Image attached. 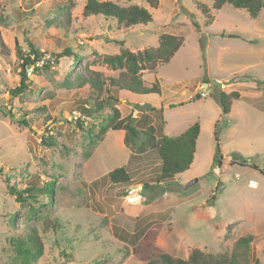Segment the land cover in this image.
<instances>
[{
  "label": "rangeland",
  "instance_id": "374dc122",
  "mask_svg": "<svg viewBox=\"0 0 264 264\" xmlns=\"http://www.w3.org/2000/svg\"><path fill=\"white\" fill-rule=\"evenodd\" d=\"M86 1H76L67 32L57 23L54 0H0L8 18L0 27L7 46L0 49V264L19 263L11 241L32 228L45 243L44 255L34 264H142L125 248L146 234L154 237L157 250L184 259L196 248L233 252L240 237L252 235L251 264L256 257L264 264V9L251 19L231 5L217 11L213 0H157V8L145 0H100L152 13L151 23L122 29L104 17L85 18ZM198 3L211 9L209 25ZM162 34L185 41L169 63L143 74L147 86L159 83L161 96L123 93L118 107L123 117L146 119L143 128L154 126L157 136L161 130L179 136L199 121L194 163L173 182L157 186L158 152L150 151L142 160L145 167L132 162V186H114L106 178L89 185L86 142L73 122L79 114L75 100L82 95L69 85L86 64L118 78L119 72L100 57L118 53L120 40L134 52L157 47ZM29 42L41 53L39 70L31 68L28 90L14 97L11 91L21 81L18 47L28 53ZM67 47L80 56L76 64L69 57L57 62L55 55ZM218 91L240 93L230 115L222 114ZM161 105L169 106L165 125L158 110H148ZM51 138L74 145V153L48 148L44 141ZM111 143L114 138L101 148L95 162L102 159L100 167L118 162L114 147L108 149ZM243 160L246 166L240 165ZM6 179L22 191L34 180V198L24 206L16 203ZM47 184H54L52 202L39 192ZM145 184L154 186L133 189ZM130 192H139L141 202L127 203Z\"/></svg>",
  "mask_w": 264,
  "mask_h": 264
},
{
  "label": "trees",
  "instance_id": "16d2710c",
  "mask_svg": "<svg viewBox=\"0 0 264 264\" xmlns=\"http://www.w3.org/2000/svg\"><path fill=\"white\" fill-rule=\"evenodd\" d=\"M77 0H54V13L56 20L61 28L67 32L72 27V10L77 5ZM152 8L158 7L157 0H145ZM225 5H231L237 9L246 10L251 19H257L264 9V0H213L212 8L219 11ZM198 9L208 17L210 24L211 9L205 4L198 3ZM83 16L104 17L115 23V26L122 29L145 26L153 21L152 13L145 7L131 5L121 7L112 1L87 0L83 9ZM8 24L7 14L0 3V27ZM198 29V28H197ZM183 36L172 34H162L159 38L157 47L132 51L125 46L124 41L117 43L120 45L119 52L116 54H106L100 57L103 65H106L112 71L119 72V77L104 76L102 72L91 69L89 64L84 66L83 71L75 74L73 81L70 83V89H76L82 96L77 97V112L81 115L73 120L76 126L82 131L84 141V160L88 161L101 142L111 130H124V144L132 152L133 160L124 167L112 170L106 178L114 186H130L132 183L129 168L138 155H145L150 151H157V158L160 165L156 169L157 184L163 182H173L175 178L187 172L194 162L197 151V141L201 133V124L197 121L179 136L171 137L166 135L163 130L157 136V129L152 125H145L146 119L137 120L132 116L123 117L118 105L123 93H132L136 95H160L161 87L157 81L147 86L143 80L144 72L155 73L159 65L169 63L175 54L184 44ZM30 50L28 53L18 47L17 55L21 61V81L19 87L12 90L13 96H19L28 90L27 73L30 68L38 72L37 63L41 53L31 42L28 43ZM0 49L7 50L1 29H0ZM62 57L73 58L75 64L80 60V56L74 52L73 48L67 47L57 53L55 58L58 60ZM50 66V64H49ZM48 65L45 67L49 68ZM241 95L238 91L226 93L218 91V101L223 115H230L235 101H239ZM148 110L161 114L160 122L165 125L163 117L164 108L148 107ZM151 121V119H149ZM28 126L27 121L22 122ZM217 126V123L215 124ZM50 138V137H49ZM48 148L61 146L68 154H73L74 145H59L55 138L44 141ZM221 154H219L220 156ZM240 165L246 166V161H241ZM221 164V162H219ZM235 164V163H234ZM257 169L256 166L251 165ZM8 195L15 199L16 203L21 206L27 204L29 198H34L32 193L37 191V184L33 180L30 189L19 190L5 180ZM152 189V185L145 184L143 189ZM142 189V190H143ZM39 192L48 196L52 202L54 184H47L39 189ZM36 213V212H35ZM254 236L246 235L240 237L235 244L233 252L221 251L218 253L205 252L200 249H193L187 258L175 257L169 253L159 251L154 246V237L146 234L141 238L134 247L126 245L125 252L138 258L142 264H251L252 243ZM11 246L15 256L19 259L18 264H34L45 252V243L43 242L40 232L32 228L22 235H19L11 241ZM256 264H260L256 261Z\"/></svg>",
  "mask_w": 264,
  "mask_h": 264
},
{
  "label": "crops",
  "instance_id": "0c3cea01",
  "mask_svg": "<svg viewBox=\"0 0 264 264\" xmlns=\"http://www.w3.org/2000/svg\"><path fill=\"white\" fill-rule=\"evenodd\" d=\"M131 96H135V97H138L140 95H136V94H132V93H127ZM142 97L143 96H153V95H141ZM161 107L164 108H168L166 105H161ZM166 135H168L167 133H165ZM110 138H114V141L115 143H111V147L109 146L108 149H118V152H116L115 150H112V152L114 153H117L116 154V157L119 156V159H118V162L115 166L111 167V168H108L107 165L104 166V167H100L102 165V159L99 160V162L95 163L96 160L98 159L97 157L100 158V151H101V148L106 145L107 142H109V139ZM124 138H125V131L124 130H111L107 133V136L105 138V140L103 142H101L99 144V146L97 147V149L95 150L94 154L92 155V157L87 161L86 165H85V175H87V178L86 180L88 181L87 183L89 185H94L96 184L97 182L101 181V180H104L106 178V176L108 175V173H110L112 170L116 169V168H120V167H124V166H127L132 160H133V157L131 158L132 156V152L129 148H127L124 144ZM119 142V143H118ZM150 153H147L145 155H138L134 161H136V163H134L136 166H141L142 168L145 167L144 166V161L142 162L143 158L146 157V155H148ZM159 160V159H158ZM195 160V159H194ZM194 163V162H193ZM97 166H96V165ZM158 166L160 165V160H159V163L157 164ZM193 165V164H192ZM191 165V167H192ZM132 170V171H131ZM190 170V169H189ZM188 170V171H189ZM187 171V172H188ZM185 172V173H187ZM129 173H133V164L130 166L129 168ZM184 173V174H185ZM182 174V175H184ZM134 175V174H133ZM182 175H180L179 177H181ZM107 179V178H106ZM132 181H134V179L132 178ZM156 185L157 186H162L164 185L163 182L157 184L156 182ZM155 185V186H156ZM132 186V185H131ZM144 186V185H143ZM143 186H141V190L143 189ZM154 186V185H152ZM130 187V186H129ZM138 187V186H137ZM256 251L254 250V255ZM260 263V259L258 257H256Z\"/></svg>",
  "mask_w": 264,
  "mask_h": 264
},
{
  "label": "built area",
  "instance_id": "2783aa9c",
  "mask_svg": "<svg viewBox=\"0 0 264 264\" xmlns=\"http://www.w3.org/2000/svg\"><path fill=\"white\" fill-rule=\"evenodd\" d=\"M31 68L28 70V73H31ZM80 114L75 113L74 118L80 117ZM142 200L141 195L139 194V192H130L127 196H126V202L129 204H136V203H140Z\"/></svg>",
  "mask_w": 264,
  "mask_h": 264
},
{
  "label": "water",
  "instance_id": "95a60500",
  "mask_svg": "<svg viewBox=\"0 0 264 264\" xmlns=\"http://www.w3.org/2000/svg\"><path fill=\"white\" fill-rule=\"evenodd\" d=\"M207 87H208V85L207 84H203V91H205L206 89H207ZM202 95H198V98H200ZM197 182V180H193L190 184H189V186H191V185H193L194 183H196ZM135 188H138V189H140L141 190V186H138V187H134L133 189H135Z\"/></svg>",
  "mask_w": 264,
  "mask_h": 264
}]
</instances>
